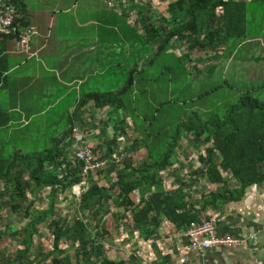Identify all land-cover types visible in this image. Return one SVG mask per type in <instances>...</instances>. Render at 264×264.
Listing matches in <instances>:
<instances>
[{
  "label": "trees",
  "instance_id": "obj_1",
  "mask_svg": "<svg viewBox=\"0 0 264 264\" xmlns=\"http://www.w3.org/2000/svg\"><path fill=\"white\" fill-rule=\"evenodd\" d=\"M263 1L258 0L257 5ZM18 2L12 1L13 5ZM129 3L131 10L138 13L135 17L130 16L131 53L136 54L142 45H145V52H138V61H135V66L132 65L134 67L131 66L121 85L119 82L122 78L115 79L119 86L114 88H117L115 93L91 91L84 95L76 109L70 112L73 114H67L61 120L64 123L60 121L61 127L58 125L52 134L47 133V136L52 137L46 140L41 153L14 150L7 155H0V218L10 212L13 224L20 226L11 235L18 236L20 232L23 235L22 249L17 250L11 261L7 260L5 264H20L27 260L26 256L35 244L32 236L38 233L42 224H45L43 229L46 230V236L38 246L43 248L42 257L39 258L43 263L49 259V264H93V261L96 264H156V259H148L147 252L151 253L153 249L147 245L156 236L162 223L166 222L178 231L200 220L201 210L194 208V200L183 187L172 190L164 187L159 172L172 169V162L176 159L178 163H183V160L189 162L190 167L189 172L179 178V186L186 185L187 181L192 182L193 186L195 183L198 185L197 174L211 185L218 186L215 191L200 196L206 202L223 204L237 201L243 198L247 188L264 182V102L249 93L240 94L224 116L205 121L196 115L187 117L176 127L172 141L157 157L149 149V155L141 159L130 155L142 148L139 135L128 133L124 127L134 125L127 116L124 119L115 116L114 126L106 128L104 137L98 135L101 140L95 144H92L87 126L86 129L76 127L79 112L90 102L97 108H113L116 114L125 108L121 98L132 91L136 83L139 85L138 76L143 70L139 71L138 66L144 55L149 63L161 53L168 51L173 54L176 42L185 47L182 54L186 57L193 51L216 53L230 42L246 38L249 30L247 16L253 10V5L245 0H171L164 11L150 1L129 0ZM14 16L13 26L22 27L24 23L17 19V13ZM15 37L12 33L0 35V40L7 42ZM146 47L151 49L150 54ZM154 47L157 48L155 54ZM120 73L125 72L120 70ZM3 82V70L0 69V89ZM9 122V114L0 110V128L8 126ZM181 132L190 135L191 152L177 158L174 148L179 144ZM119 137L123 139L121 142ZM128 145L131 146L130 150L127 149L130 151L129 156L125 153L113 157L114 152L125 150ZM88 146L92 163L105 158V167L86 169L85 162L78 159L77 153ZM107 171H113L111 180L106 179ZM223 171L230 175L231 182L238 183V188L229 190L228 186L222 187L225 183ZM99 179L104 180L100 182ZM84 181L86 187L82 186ZM79 185L85 187L79 205L82 211L92 216L93 224L80 218L78 212L70 222L56 215L57 198ZM26 195L31 198L28 199ZM39 197L47 200L46 209L34 208ZM110 214L117 218L119 215V223L130 222L131 237L135 235L136 240L142 239L138 252H132L120 260H111L103 254L104 241L110 235L104 227V218ZM20 219L21 225L17 223ZM9 229L10 226L5 225V230ZM186 244L188 246L187 241ZM44 247L48 248V252L44 253ZM63 249H66V253L61 255ZM169 256L163 257L167 264ZM31 260L35 264L41 263L36 258Z\"/></svg>",
  "mask_w": 264,
  "mask_h": 264
},
{
  "label": "crops",
  "instance_id": "obj_2",
  "mask_svg": "<svg viewBox=\"0 0 264 264\" xmlns=\"http://www.w3.org/2000/svg\"><path fill=\"white\" fill-rule=\"evenodd\" d=\"M245 1L251 3L253 5L251 9L255 10L249 13L250 32L247 31L246 38L234 41L233 44L236 47L233 49L226 46L228 54L225 56L220 57L223 51L219 50L217 54L212 51V53L203 52L200 55H197V51H193L187 57L191 67L200 66V69L208 75L214 73L217 66H220L221 73L226 69L230 79L238 80L234 82L235 85L241 83L245 86L241 94L249 93L253 96L254 93L264 90V63L261 64L264 62V1L259 5H257L258 0ZM101 2L106 5L104 1ZM15 7L17 19L34 27L37 34L30 37L26 51H20L17 48L15 38L7 42L0 40V69L3 70L4 76L3 87L11 88L14 96L20 99L25 97L26 93L31 96L35 91L36 87L30 85L31 81L36 80L43 88L39 111L30 113L28 108L34 106L30 103L15 114L8 112L10 122L8 126L0 128V132H4L5 136L19 142L31 135L28 128L32 121L31 117L39 115L40 121L44 122L51 119L49 118L50 111L64 108L72 111L87 93L91 91L98 93L101 91L100 86H106L107 91L114 90L116 87L114 83L118 85L115 79L118 77L123 79L129 74V70L135 66L134 64L131 67L129 63L135 55L131 54L130 16L135 17L138 13L136 10H131L129 0H113V5L110 7H99L95 0H19ZM245 49L246 53L241 54L240 52ZM2 51L3 54H1ZM145 61L146 56L144 55L138 66L139 71H144L142 63ZM252 61H255L256 66L250 64ZM240 67V72H236ZM120 70L125 73H120ZM100 75L104 76L102 85L96 80ZM119 83L121 85L122 82ZM56 87L62 88L53 91ZM92 104L90 102L81 109L75 124L79 129H86L87 126L92 144H95L94 139L100 141L98 135L104 137L107 134L106 128L114 126L115 116L120 117L121 115L116 114L113 108H97ZM64 117L62 113L57 115L56 120L50 124V134L58 125L61 127L60 121ZM189 136L188 133L184 134L186 138ZM43 137L46 141L52 136L46 134ZM141 150L149 153L148 149ZM127 152L130 154L126 148L125 150L119 149L114 152L113 157H120V154ZM183 155L177 154L176 156L179 158ZM172 163L174 164L171 166V171L167 168L159 172L165 181L166 190L168 185L169 190L183 187L182 189H185L194 200L192 202L194 208L201 210L199 219L216 223L217 235L235 236L253 233L257 237V244H248L246 247L235 249L207 251L195 258L190 254L183 237L184 229L177 231L172 225L163 222L156 236L152 237L147 245L153 249L150 254L148 253V259L155 258L156 264H167L163 257L170 255L168 264H180L181 258L184 259L182 264H264V182L247 188L242 199L215 204L214 201L206 202L200 196L215 191V188H218L217 185H211L207 180L206 187L198 194L191 189L193 183L190 181H187V187L186 185L179 186V178L172 177V170H177L178 164L186 167L188 162L183 160V163H178L176 159ZM185 167L181 170L182 174L190 170V167ZM222 176L225 180L222 187L228 186L229 190L238 188V183L231 182L227 171H223ZM199 177L205 180L201 175ZM113 215H107L114 219L115 224L111 222L113 226L122 227L118 222L119 215L118 218ZM125 224H128L131 233L130 222ZM108 232L110 233L108 237H111V228ZM134 238L136 239L135 235Z\"/></svg>",
  "mask_w": 264,
  "mask_h": 264
},
{
  "label": "rangeland",
  "instance_id": "obj_3",
  "mask_svg": "<svg viewBox=\"0 0 264 264\" xmlns=\"http://www.w3.org/2000/svg\"><path fill=\"white\" fill-rule=\"evenodd\" d=\"M95 1L99 5V7L107 6L106 3V5H104L101 1ZM141 1H150L155 5L156 8L164 11L167 3H169L171 0ZM161 15L162 13L157 15V17ZM248 17L249 15L247 16V18ZM247 31L250 32V25L249 30ZM144 46L145 45H142L138 52H145L143 51ZM228 46L230 47V49L236 47L233 42H230ZM175 48L179 50V53L177 52V49H174L173 54L168 53L167 51L166 53H161L153 57L154 60L152 62L151 60L153 58L149 63H147V61L142 63L145 69L138 76L139 85H137L136 83V86L134 87V89H132V91L124 94L121 99L125 104V108L122 109L123 111H118L119 114L123 116L122 119L127 116L130 122L134 123L132 127H129L128 125L124 126L128 130V133H134L132 134L134 136H137L138 134L140 147L143 150L149 149L152 154L156 155V157L158 155H162L167 144L172 141L176 127L181 122L185 121L187 117L196 115L201 120L205 121L215 116H224L230 105H233L237 102L239 95L245 88V86L241 85V83H236L235 85L234 82H238V80L230 79L228 77L226 69L221 73L220 66H217L214 73L210 75H208L207 72H205L203 69H200V66H197V68L191 67L190 62L188 61V57L183 56L182 54V51L185 52V47L183 48L181 44H178L176 42ZM225 48L226 47L220 49L223 51L220 54V57L222 55L225 56L228 54ZM156 49L157 48L154 47L153 54H155ZM146 50H148V53L150 54L151 49H148L146 47ZM218 51L215 54H217ZM138 52L134 56H132L131 60L129 61L130 66L134 65L135 61H138ZM240 53H246V49L241 51ZM200 54L202 53L200 51H197V55ZM147 58H150V56H148ZM263 63L264 62H261V64ZM250 64L256 66L255 61H252ZM240 69L241 67L238 68L236 72H240ZM103 78L104 76L100 75L96 79L98 83H100V85H102ZM122 81L123 79L121 80V82ZM30 85H32V87H36L34 89L35 91L32 92L31 96L26 93L25 97H22L21 99L20 97L14 96V92H12L11 88L5 89L3 87L2 89H0L1 110L6 111L7 113L9 112L10 114H15V112L21 111V108H23L24 106H28L30 103H32V105L34 106L28 108V111L30 113L39 111L41 105L39 104L40 95L41 91H43V88L39 85V83L36 82V80L31 81ZM114 86L119 87L118 85H115V83ZM61 88L56 87L55 89H53V91L57 89L60 90ZM99 89L104 93H115V90H117L116 88L114 90L107 91L106 86H100ZM253 97L264 102V90L254 93ZM70 110L71 109L64 108L62 110L50 111L49 118L51 119H48L44 122L40 121L41 118H39V115L31 117L32 121L28 125L31 135H29L26 140L15 142L11 138L5 136L4 132H0V152H2L3 155H7L13 152L14 149L19 148V151L21 153H41L46 146V141L44 140L43 136L50 131V124L54 120H56V117L59 113H62L64 116H66L67 114L72 115L73 112L70 113ZM61 123L64 122L61 121ZM109 131L110 130L108 129V132ZM90 132H92V130H90ZM184 134V132H181L178 136V139H181V141L178 140L179 144L174 148V152L176 155L191 152L192 140L184 137ZM103 135L104 134H102V136ZM119 136L121 135L119 134ZM122 140V137H119V142H121ZM94 141L96 142L95 139ZM128 146L125 148L130 150L131 146ZM147 154L148 153H146V151L143 152L142 150L140 152L137 151L136 153H131V155L136 159H141V157H144V155ZM177 166V170H172L173 178H180V175H184L182 174L181 170L185 166H181L180 164H178ZM186 167H189V162L186 163ZM108 169L110 170V168ZM168 171H171V169ZM112 174L113 171H111V173H109V171L105 172V175H107L106 179L110 178L111 180L113 178ZM196 179H199V183L198 185L197 183H195L193 187L194 193L198 194L206 187L207 179L202 180L199 176H196ZM103 180L104 179H99L100 182H102ZM82 186L86 187V181L83 182ZM187 186L188 183H186V187ZM85 187L81 188L80 185L75 186L72 188V191L61 194L57 198L58 211L56 212V215L61 216L62 218L70 222V220H73L76 217V212H78L80 218L87 220L88 222H91V224H93L94 222L92 216H89V214L86 213L85 210L82 211L81 206L79 205V198ZM167 187V190H169L170 186L168 185ZM26 196L28 197V199L31 198L28 195ZM46 207L47 200L42 197H39L34 203V208L36 209H46ZM113 220L114 219L111 216H107L104 219V227L107 230L111 228V237H106V241H104L105 251L103 254L111 260H120L127 257V255L132 252H138L141 249L139 244L142 240H136L134 237H131L132 233H130L128 224L120 223L122 227H116L113 226V224H115L113 223ZM13 222V215L10 214V212L0 218L1 264H5L7 260L11 261V259L15 256L16 251L22 249V233L20 232L18 236L11 235V232L19 229L20 227L19 225L15 226ZM17 223L21 225L22 219L17 221ZM5 225H9L10 229L5 230ZM43 228H45V224H42V226L38 228V233L32 236V240L35 241V244L27 254V260L20 262V264H35L34 260H31L34 258H36L38 262H41L39 261V258L42 257L41 255L43 253V248L40 249L38 244L41 240L44 241L46 236V230ZM45 245L46 242H44V246ZM61 248L64 247L62 246ZM46 252H48V248L44 247V253ZM65 253L66 249H63V251L60 252L61 255ZM149 254L147 252V255ZM160 255L161 254H159V256ZM145 259L146 258H144V260ZM152 260H155V258H153ZM44 263L49 264V259L45 260ZM44 263L41 262L40 264ZM93 264L96 263H94L93 261Z\"/></svg>",
  "mask_w": 264,
  "mask_h": 264
},
{
  "label": "built area",
  "instance_id": "obj_4",
  "mask_svg": "<svg viewBox=\"0 0 264 264\" xmlns=\"http://www.w3.org/2000/svg\"><path fill=\"white\" fill-rule=\"evenodd\" d=\"M13 0H0V35H9L20 33V38L17 43L19 49H26L28 39L30 36L35 35L34 28L25 25L23 28L14 27L13 21L15 20V8L12 3ZM78 159L85 162L86 169H96L103 167L106 164V159L101 158L92 163V154L90 147H86L77 153ZM217 226L214 221L200 220L191 222L184 230L183 237L188 243V249L193 257L204 254L207 251H216L219 249L228 248H241L246 247L248 244L256 245L257 237L253 233L247 235H217ZM179 263H184V259H180Z\"/></svg>",
  "mask_w": 264,
  "mask_h": 264
},
{
  "label": "clouds",
  "instance_id": "obj_5",
  "mask_svg": "<svg viewBox=\"0 0 264 264\" xmlns=\"http://www.w3.org/2000/svg\"><path fill=\"white\" fill-rule=\"evenodd\" d=\"M101 1H104L106 4H107V6H112L113 5V0H101ZM15 6V5H14ZM15 8V7H14ZM15 12H16V9H15ZM27 25V24H26ZM27 26H29V27H32V26H30V25H27ZM24 27V25L22 26V27H20V28H23ZM32 28H34V27H32ZM35 29V28H34ZM36 31V30H35ZM37 34V32L35 33V35ZM16 35V37H15V39H17V43H18V41H19V38H20V33H17V34H15ZM31 37V36H30ZM30 37H29V39H30ZM29 39L27 40L28 41V44H29ZM17 43H16V45H17ZM28 46V45H27ZM17 48H18V46H17ZM19 49V48H18ZM20 51H26L27 50V47H26V49H19ZM103 167H105V166H103Z\"/></svg>",
  "mask_w": 264,
  "mask_h": 264
},
{
  "label": "bare ground",
  "instance_id": "obj_6",
  "mask_svg": "<svg viewBox=\"0 0 264 264\" xmlns=\"http://www.w3.org/2000/svg\"><path fill=\"white\" fill-rule=\"evenodd\" d=\"M219 236V235H218Z\"/></svg>",
  "mask_w": 264,
  "mask_h": 264
}]
</instances>
